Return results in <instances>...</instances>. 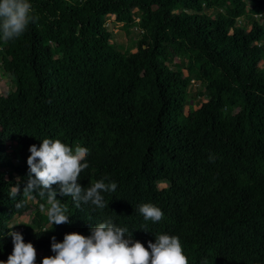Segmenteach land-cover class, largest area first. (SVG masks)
Returning a JSON list of instances; mask_svg holds the SVG:
<instances>
[{"label":"trees","instance_id":"16d2710c","mask_svg":"<svg viewBox=\"0 0 264 264\" xmlns=\"http://www.w3.org/2000/svg\"><path fill=\"white\" fill-rule=\"evenodd\" d=\"M29 2L36 19L26 31L9 41L0 33L15 85L0 92V260L12 252L13 220L34 209L19 233L36 264L53 255L51 237L87 236L109 219L145 247L178 236L188 264H264V26L255 19L264 0ZM109 15L143 32L136 51L111 44ZM191 79L208 92L197 109ZM45 138L88 149L78 182H115L102 193L108 207L57 195L70 223L52 226L46 197L10 198L28 179L29 146ZM144 203L163 218L145 220Z\"/></svg>","mask_w":264,"mask_h":264},{"label":"clouds","instance_id":"9594fccd","mask_svg":"<svg viewBox=\"0 0 264 264\" xmlns=\"http://www.w3.org/2000/svg\"><path fill=\"white\" fill-rule=\"evenodd\" d=\"M35 19L29 0H0V33L4 41L19 38ZM28 151V179L22 189L20 184L11 188L10 198L20 195L21 191L28 199H35L37 195L42 199L46 197L47 220L52 226L70 223L66 215L68 208L57 195L71 196L76 207H80L81 202L91 203L98 209L108 207L102 193L115 192V182L105 183L107 177H104L87 188L78 182L81 172L89 167L83 162L88 155L87 148L77 145L73 149L59 139L45 138L39 146L30 145ZM20 206L18 203L17 207ZM40 207L44 209L45 205ZM138 208L145 220L158 222L163 218L161 209L151 203ZM89 233L87 236L66 233L61 242L51 237L53 255L43 257L40 264H188L176 235L157 234L155 241H148L145 247L132 238L126 227L116 226L110 219L90 227ZM7 235L11 237L12 252L6 261L0 260V264H36L33 244L25 243L19 232L11 230Z\"/></svg>","mask_w":264,"mask_h":264},{"label":"rangeland","instance_id":"374dc122","mask_svg":"<svg viewBox=\"0 0 264 264\" xmlns=\"http://www.w3.org/2000/svg\"><path fill=\"white\" fill-rule=\"evenodd\" d=\"M249 4V3H248ZM250 5V4H249ZM248 8H251L249 6ZM249 12V9H248ZM262 18V17H261ZM255 18L264 26V15L263 18ZM137 19H135L136 21ZM252 21V20H251ZM251 21L249 25L251 24ZM243 23V21H242ZM240 23V24H242ZM248 25V26H249ZM107 30L111 33V44L121 53L128 54L136 51V42L141 39L143 32L139 28L128 27L126 28L121 23H117L114 21V17L109 15L106 20ZM172 68L176 70H183L186 60L183 57H173ZM261 65L264 66V57L262 58ZM184 71V70H183ZM185 72V71H184ZM186 73V72H185ZM189 78L188 76H186ZM15 89V85L12 82L10 76L4 72L0 64V92L4 94L13 91ZM189 97L192 102V108L197 109L201 103H203L207 96L208 92L205 89L203 83L197 80H189V84L187 87ZM188 106H186V111L188 110ZM10 152V149H8ZM162 186V185H161ZM35 210L28 211L23 216L19 217L16 220H13L12 226L15 225L14 231L19 232L22 229V224H29L33 217ZM41 256V254H39Z\"/></svg>","mask_w":264,"mask_h":264},{"label":"built area","instance_id":"2783aa9c","mask_svg":"<svg viewBox=\"0 0 264 264\" xmlns=\"http://www.w3.org/2000/svg\"><path fill=\"white\" fill-rule=\"evenodd\" d=\"M263 15H264V12H263V13H260V14H257V15H255V18H261V17L263 18ZM262 18H261V19H262ZM259 44H260V45H262V42H260Z\"/></svg>","mask_w":264,"mask_h":264}]
</instances>
